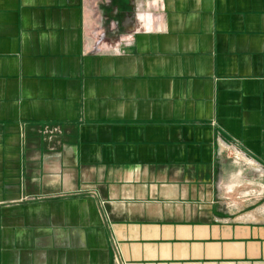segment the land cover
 <instances>
[{"label":"crops","instance_id":"obj_1","mask_svg":"<svg viewBox=\"0 0 264 264\" xmlns=\"http://www.w3.org/2000/svg\"><path fill=\"white\" fill-rule=\"evenodd\" d=\"M253 189L264 0H0V264H264Z\"/></svg>","mask_w":264,"mask_h":264},{"label":"rangeland","instance_id":"obj_2","mask_svg":"<svg viewBox=\"0 0 264 264\" xmlns=\"http://www.w3.org/2000/svg\"><path fill=\"white\" fill-rule=\"evenodd\" d=\"M250 190H252V189H250ZM249 190V191H250ZM253 190H255V192H251V193H253V196H251V197H249V198H255V199H258V198H261V197H263L264 196V191H262V189H260V191L258 190V191H256V189H253Z\"/></svg>","mask_w":264,"mask_h":264}]
</instances>
